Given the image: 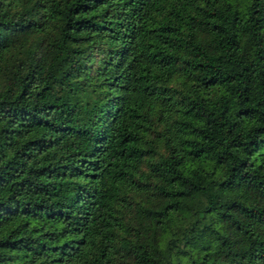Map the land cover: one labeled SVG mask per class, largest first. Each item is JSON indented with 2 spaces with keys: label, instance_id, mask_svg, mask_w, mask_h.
<instances>
[{
  "label": "trees",
  "instance_id": "1",
  "mask_svg": "<svg viewBox=\"0 0 264 264\" xmlns=\"http://www.w3.org/2000/svg\"><path fill=\"white\" fill-rule=\"evenodd\" d=\"M0 264H264V0H0Z\"/></svg>",
  "mask_w": 264,
  "mask_h": 264
}]
</instances>
